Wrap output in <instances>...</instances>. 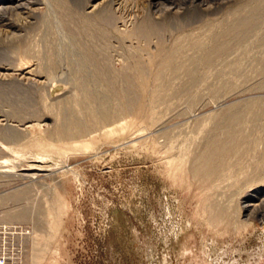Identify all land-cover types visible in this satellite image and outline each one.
<instances>
[{
  "label": "rangeland",
  "instance_id": "obj_1",
  "mask_svg": "<svg viewBox=\"0 0 264 264\" xmlns=\"http://www.w3.org/2000/svg\"><path fill=\"white\" fill-rule=\"evenodd\" d=\"M98 1L3 0L0 262L264 264V0Z\"/></svg>",
  "mask_w": 264,
  "mask_h": 264
},
{
  "label": "bare ground",
  "instance_id": "obj_2",
  "mask_svg": "<svg viewBox=\"0 0 264 264\" xmlns=\"http://www.w3.org/2000/svg\"><path fill=\"white\" fill-rule=\"evenodd\" d=\"M106 0H101V1H98L94 4H92L90 6V11L87 12L88 16H92L94 17L95 15L97 16H101L100 19H103V18H106V17H111V15L107 14V15H104V14H99V11H100V8H101V5L105 2ZM175 1L176 0H154V4L155 6H159L161 4H163L164 2H168L170 4H175ZM198 1V0H197ZM10 2V0H9ZM7 3V2H6ZM6 3L3 2V0H0V10L1 8L5 7L6 6ZM21 5L22 4H25V3H20ZM19 4V5H20ZM10 5V4H9ZM62 5H64L65 7L67 6L66 4H64L62 2ZM13 6V5H12ZM23 11V10H22ZM261 15V14H259ZM258 15V16H259ZM264 16V15H263ZM68 17H73L72 13H69ZM250 17V16H249ZM254 17V16H253ZM262 19V18H261ZM263 20V19H262ZM261 20V21H262ZM86 21H89V20H86ZM254 24V21L253 20H250V19H246V20H243L240 25H239V28L240 29H243L244 27H251V26H254L252 25ZM239 29V30H240ZM87 30V29H86ZM153 30V27L152 26H149L147 24H144V25H141L139 26L135 31L134 33L136 35H147L148 33L152 32ZM89 35H90V31L87 30L86 31ZM105 34V32H103V35ZM91 47H93L94 49L92 48H88L87 50V53L90 57V59L98 64L101 65V70H100V73H99V78L101 80H103L104 82H106L108 84V86L113 89L114 91L118 92L122 98H123V101H124V104L125 105H128V106H132L133 104H136V101H137V96L135 95L133 89L129 86L130 85V82H131V78L122 73V72H119L116 74V79H120L123 81V85L118 87L117 89H114L115 85H112L113 84V78H114V75H111L110 74V64H109V59L108 57L104 54L103 56L101 55L100 57H97L96 53L94 52L95 51V47L93 45H91ZM189 65V64H188ZM191 65V63H190ZM17 70H19L18 72H21V68H16ZM142 69V68H141ZM18 72L16 73L18 75ZM23 72V71H22ZM21 72V78H24V79H29V77H25L24 74ZM9 74V73H8ZM7 74V75H8ZM26 74H29V72H26ZM16 75V76H17ZM232 107V106H231ZM239 118V117H238ZM239 121V120H238ZM230 128V127H229ZM228 134V133H227ZM231 134V133H230ZM236 136V135H235ZM222 138V137H220ZM219 140V139H218ZM232 140V139H231ZM214 144V143H213ZM214 153V152H212ZM215 156H217L218 154L215 153L214 154ZM262 192L264 194V189H262ZM10 217H14L13 215H10Z\"/></svg>",
  "mask_w": 264,
  "mask_h": 264
},
{
  "label": "built area",
  "instance_id": "obj_3",
  "mask_svg": "<svg viewBox=\"0 0 264 264\" xmlns=\"http://www.w3.org/2000/svg\"><path fill=\"white\" fill-rule=\"evenodd\" d=\"M0 264H3L2 262H0Z\"/></svg>",
  "mask_w": 264,
  "mask_h": 264
}]
</instances>
